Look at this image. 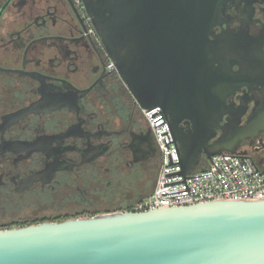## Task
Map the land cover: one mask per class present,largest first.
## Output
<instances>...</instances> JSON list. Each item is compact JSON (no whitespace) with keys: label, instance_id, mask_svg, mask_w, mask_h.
Listing matches in <instances>:
<instances>
[{"label":"flooded vegetation","instance_id":"af4514ba","mask_svg":"<svg viewBox=\"0 0 264 264\" xmlns=\"http://www.w3.org/2000/svg\"><path fill=\"white\" fill-rule=\"evenodd\" d=\"M219 21L212 67L239 80L212 142L238 118L250 131L228 148L264 172V0ZM108 62L82 0H0V230L129 211L152 192L159 148Z\"/></svg>","mask_w":264,"mask_h":264},{"label":"water","instance_id":"95a60500","mask_svg":"<svg viewBox=\"0 0 264 264\" xmlns=\"http://www.w3.org/2000/svg\"><path fill=\"white\" fill-rule=\"evenodd\" d=\"M236 1L82 0L137 109L159 108L165 115L183 176L197 171L202 153L208 159L234 155L228 146L250 131L233 117L212 142L239 80L212 67V29ZM0 264H264V199L115 211L0 230Z\"/></svg>","mask_w":264,"mask_h":264},{"label":"built area","instance_id":"2783aa9c","mask_svg":"<svg viewBox=\"0 0 264 264\" xmlns=\"http://www.w3.org/2000/svg\"><path fill=\"white\" fill-rule=\"evenodd\" d=\"M80 3V0H75ZM89 33L92 31L89 29ZM106 70L115 72L108 62ZM160 152L159 172L152 192L130 212H145L190 206L212 201L264 199V172L245 157L230 154L212 156L206 167L190 175L180 174V159L168 125L159 108L142 110Z\"/></svg>","mask_w":264,"mask_h":264},{"label":"rangeland","instance_id":"374dc122","mask_svg":"<svg viewBox=\"0 0 264 264\" xmlns=\"http://www.w3.org/2000/svg\"><path fill=\"white\" fill-rule=\"evenodd\" d=\"M148 168L149 169L147 171V174L151 178V188H150V190H151L152 187L154 186V183H155V180H156L155 178H156V176L158 174V171H159V166H158V164L156 162H153V163H150ZM102 208H104V207H102ZM130 210H132V209H130Z\"/></svg>","mask_w":264,"mask_h":264}]
</instances>
